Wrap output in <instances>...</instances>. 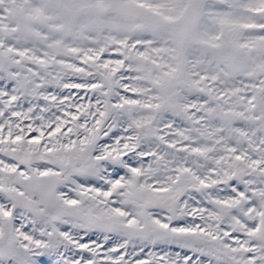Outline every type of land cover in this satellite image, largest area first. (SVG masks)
I'll list each match as a JSON object with an SVG mask.
<instances>
[{"label":"snow or ice","instance_id":"snow-or-ice-1","mask_svg":"<svg viewBox=\"0 0 264 264\" xmlns=\"http://www.w3.org/2000/svg\"><path fill=\"white\" fill-rule=\"evenodd\" d=\"M0 264H264V0H0Z\"/></svg>","mask_w":264,"mask_h":264}]
</instances>
